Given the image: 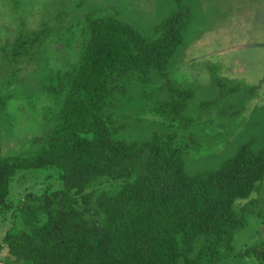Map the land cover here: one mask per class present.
<instances>
[{"label":"trees","instance_id":"obj_1","mask_svg":"<svg viewBox=\"0 0 264 264\" xmlns=\"http://www.w3.org/2000/svg\"><path fill=\"white\" fill-rule=\"evenodd\" d=\"M9 1L12 13L0 23V210H10L9 184L19 172H56L61 188L27 193L14 207L0 262L264 264V234L240 245L259 219L264 226L262 211L253 210L264 193V130L242 136L218 168L184 171L189 157L224 146L223 132L247 110L224 99L249 101L255 89L240 90L211 69L216 93L198 103V88L172 75L186 43L183 0H167L171 14L148 35L107 0ZM65 33L78 39L75 57L53 70L46 49ZM28 80L42 99L39 133L32 150L10 156L2 144L16 127L11 104H37L23 93ZM118 181L115 194L94 191Z\"/></svg>","mask_w":264,"mask_h":264},{"label":"rangeland","instance_id":"obj_2","mask_svg":"<svg viewBox=\"0 0 264 264\" xmlns=\"http://www.w3.org/2000/svg\"><path fill=\"white\" fill-rule=\"evenodd\" d=\"M21 1L24 4L25 1L30 3L29 0ZM107 1L110 6L116 4L123 19L146 35L151 32L154 24L163 22L174 7L167 0ZM183 2L189 9L188 20L185 21L187 28L183 34V42L186 43L170 63L169 68L172 75L185 85L198 88L193 95V100L198 103L212 99L216 93V89L210 86L211 69H216L219 77L227 78L240 90L255 89L254 96L249 101H246L247 97L241 93L235 98L228 96L224 99L223 106H227L229 102L235 104L236 108L237 105L245 104L247 110L230 127L229 131L234 132L233 135H227L229 131L227 134L223 132L228 140L224 146H217L216 149L213 147L210 153L207 151L202 157H189L185 160V173L196 175L216 169L231 159L234 151L239 148V143L244 142L240 140L242 136H246L243 140L252 135L260 137L264 130V112L254 111L257 107L264 106V0H183ZM10 3L9 0H0V23H4L6 15L12 13ZM75 39H69L66 33L52 39L46 49L51 61L50 68L55 70L63 66L65 61L74 59L78 43V39ZM26 85L23 86V93L30 96L32 102L37 104L32 108L23 100L14 101L11 104L9 114L16 127L13 136L10 134L2 144V151L4 153L10 151L8 153L10 156L32 150L35 145L31 146L28 142L39 133L37 119L35 120L34 117H37L40 112L37 108L42 99L37 97L39 88H35L33 81L28 80ZM195 105L197 103L192 106ZM22 108L23 114L31 121L28 127L23 126L19 121ZM228 114L226 112V115ZM233 118L229 116L227 119L232 120ZM242 123H245V126L237 129ZM139 136L138 131L133 130L131 133V139ZM121 184H123L121 181L107 183L97 187L94 191L97 194L101 191L115 194ZM60 188L61 184L56 172L17 173L9 184L11 208L8 211L0 210V247L4 234L15 223L11 212L17 204L24 201L27 193L36 195L44 189L54 191ZM258 201L259 204L256 202L253 210L255 212L260 210L264 215L263 192L259 195ZM261 220L254 223V228L258 229L256 234L251 237L246 234L241 235L240 245L254 243L263 236L264 226L260 224ZM5 253V250L0 251V260L5 258Z\"/></svg>","mask_w":264,"mask_h":264},{"label":"water","instance_id":"obj_3","mask_svg":"<svg viewBox=\"0 0 264 264\" xmlns=\"http://www.w3.org/2000/svg\"><path fill=\"white\" fill-rule=\"evenodd\" d=\"M0 264H4V263H1V262H0Z\"/></svg>","mask_w":264,"mask_h":264}]
</instances>
